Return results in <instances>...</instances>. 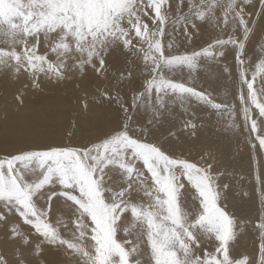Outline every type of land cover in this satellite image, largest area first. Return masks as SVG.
Segmentation results:
<instances>
[{
	"label": "rangeland",
	"instance_id": "obj_1",
	"mask_svg": "<svg viewBox=\"0 0 264 264\" xmlns=\"http://www.w3.org/2000/svg\"><path fill=\"white\" fill-rule=\"evenodd\" d=\"M193 4L205 12L203 22L189 0H0V50L14 47L21 58L0 63V117L9 109L29 125V133L10 129L15 143L0 142V264L96 261L98 227L123 250L112 264H264V73L253 75L264 61V0ZM112 20L123 31L94 41L90 31ZM157 42L165 57L177 58L161 67L164 79L204 97L164 84L145 91L147 80L159 81L146 60L159 59ZM210 45L224 56L204 55ZM26 52L46 57L63 79L43 61L46 72H34ZM77 73L83 76L66 82ZM48 95L61 101L43 102ZM53 157L69 173L82 166L80 182L68 175L62 183ZM27 185L30 200L21 194Z\"/></svg>",
	"mask_w": 264,
	"mask_h": 264
},
{
	"label": "snow or ice",
	"instance_id": "obj_2",
	"mask_svg": "<svg viewBox=\"0 0 264 264\" xmlns=\"http://www.w3.org/2000/svg\"><path fill=\"white\" fill-rule=\"evenodd\" d=\"M201 3H203V0H201ZM189 4H190V8H189V12L191 13V15L197 19H199L201 22L204 21L205 18V12L203 10H201L200 5L197 4H193V0H189ZM132 9V4L129 3L127 8L125 9V11L131 12ZM156 16L157 18L161 21V24H163L164 22V14L162 12V9L160 6L156 7ZM191 23H193V26H195V20H190ZM111 30V31H110ZM116 31H123V29L119 28V23L115 20L106 22L105 24L98 25L96 27L95 31H90V35L92 36L93 40L95 41L97 38V35L100 33H107V34H115ZM77 40H83L85 37L82 33H80L79 31H77V33H75ZM124 35H126V33H124ZM137 35H139V33H137ZM234 42V41H233ZM10 44H15V43H23V41H16V40H12L9 42ZM97 43H100L101 45H103L105 43L104 39H100L97 41ZM125 48L126 50H128L127 45L131 43V41L125 40ZM217 44H226L228 43L227 40H220V41H216ZM79 46V45H78ZM154 47V51L156 54H158L159 59H157L156 55H151V56H146V60H150V65L148 67V71H151L152 73H156L159 75V81L156 80V77L154 76L152 79H149L145 82L146 87H145V91H150L151 88L153 86H156L157 84H164L166 86L170 85L173 89L179 88L181 91H188V92H192L193 94L199 96V97H204L205 94L204 93H197L194 89L191 88H185L183 85H178V84H172L170 81H166L163 77V73L161 71V67L165 66V67H170L173 62L177 59L175 57H165L164 53H163V48L161 46V44L159 42L156 43V45L153 46ZM214 47V45H210L208 48L203 50V54L209 57L215 56L217 58L224 56V52L223 51H219V52H213L211 49ZM65 48H67V46H65ZM243 49H244V44L241 43L239 45V51L237 53V62L238 64L241 65L240 70H239V78H240V82L241 84H246L248 83V69L246 67L243 66L244 61L241 59L242 55H243ZM201 53L197 52L194 55L199 56ZM91 53H89V56L91 58ZM5 56H11L13 58V60L19 62L20 61V56L19 54L16 53L15 48L13 47L11 52L5 53L3 50H0V63H4ZM26 60H27V64L29 66V68H31L32 70H34V72L37 73H45L46 69L45 67L41 66V61L45 62L47 64V71L48 72H55V75L60 78L63 79V76L61 74L60 71L56 70L53 65L51 63H48L46 60V57L44 56H37L35 54H27L26 52ZM33 60H35L36 62L33 63ZM101 66L103 67V60H101ZM20 67H23V65H20ZM16 71H19V68L16 69ZM99 72V70H98ZM225 72L226 74L230 75V69L225 68ZM260 73H264V61H261L259 64L256 65V71L255 73H253V75H257ZM32 74V73H30ZM36 79H38V76L36 77ZM34 86H38V85H34ZM144 93H140L139 95H137L135 97V103H140L141 97L143 96ZM253 102L255 103V97H252ZM210 104H212L211 100L208 101ZM212 107L214 108H218L220 107V105L218 104H212ZM262 113H264V109H262ZM51 154V153H50ZM29 156L33 155V154H28ZM54 159V163L56 164V168L57 170H59V174L62 177L61 182L62 183H66L67 182V177L68 175H71L73 179L76 180L77 183L80 182V179L82 178V175L84 173L83 167L80 166L79 168L76 169V171L74 173H69V168L68 166L64 165L63 162L57 158V157H53ZM53 171V169H49V174ZM46 174L45 178L43 181L40 182V184L36 185V188L33 189L32 191H38L42 185L46 182H48V180L50 179V175ZM90 175V173L88 174ZM22 178V177H21ZM13 185H17V182L15 181V179H13L12 181ZM31 188L30 185H27L21 194H23L28 200H30V195H29V189ZM82 193H84V189L81 188L80 189ZM5 194V184L3 181H0V195H4ZM9 195L13 194L12 192L8 193ZM86 195V193H84ZM81 208L87 212L89 215H92V208L90 207L89 204H81ZM135 211V210H134ZM95 222V220H94ZM97 231V235L93 237V239L96 241L97 244V253L99 254V259L96 261H89L88 264H112V261L110 260V257L113 255H123V250L120 246L119 243H116L114 240L111 242H106L101 236H100V229L99 227L96 229ZM220 239L223 240V237H221ZM63 242V241H61ZM181 247L184 248L185 250V255L187 256L189 253V249L187 248L186 245L181 244ZM157 249H155V247L153 248V253L154 255L156 254ZM172 255H175L174 253ZM120 264H124V261H121ZM138 264V262H137ZM155 264H167L166 261L162 262L160 260H155ZM173 264H186L185 261H174Z\"/></svg>",
	"mask_w": 264,
	"mask_h": 264
},
{
	"label": "bare ground",
	"instance_id": "obj_3",
	"mask_svg": "<svg viewBox=\"0 0 264 264\" xmlns=\"http://www.w3.org/2000/svg\"><path fill=\"white\" fill-rule=\"evenodd\" d=\"M17 36H18V34H17ZM17 38H19L20 39V36H18ZM14 40V39H13ZM17 40V39H16ZM27 46H29V45H27ZM25 47H26V45H25ZM67 49L68 50H73V48L71 47V46H69V47H67ZM83 76V73H77V74H74V75H72L71 76V78H69V79H67L66 80V82H69V83H71V82H74L75 80H77V79H79V78H81ZM60 81H58L57 83H59ZM62 82V81H61ZM63 83V82H62ZM60 84V83H59ZM3 93L5 94V93H11V89L9 88V87H7V86H4L3 87ZM8 94V95H9ZM6 95V94H5ZM24 95V94H23ZM29 94H27V96H28ZM26 96V95H25ZM26 96V97H27ZM26 97H25V100H26ZM61 96H51V95H48V96H45V97H43L41 100L43 101V102H58V101H61V98H60ZM24 100V99H23ZM34 101V100H33ZM32 101V102H33ZM37 101V100H36ZM36 101H34V103L36 102ZM17 102V101H16ZM20 104V103H19ZM2 106V105H1ZM3 108V107H2ZM1 112H3V111H1ZM1 114V113H0ZM65 118V117H64ZM97 119H95V121H96ZM104 120V119H103ZM0 121L2 122V124H3V126L5 125L4 123L5 122H7V123H9L8 124V126H7V131H4V132H7V133H5L6 135L4 136H1L0 135V142H4L5 144H13V143H15V138L10 134L9 135V132H10V129L11 130H14V131H16V132H19L21 129H23V131H27V133H29L28 132V128H29V125H27V123L28 122H26V124L24 123L23 124V121H21V120H19L16 116H12L11 114H10V110L8 109V110H6V111H4V113H2V115H1V117H0ZM81 121H83V120H81ZM80 121V122H81ZM95 121H93V123L95 124ZM84 122H85V120H84ZM83 122V123H84ZM97 122V121H96ZM82 123V122H81ZM93 123H91L90 125L91 126H93L94 124ZM98 123L100 124V121H98ZM24 125V126H23ZM81 125H83V124H81ZM96 125H97V123H96ZM96 125H94V126H96ZM0 126H2V125H0ZM97 126H99V125H97ZM3 128V127H2ZM0 129V134H4V132L2 133L1 131L3 130V129ZM59 127L57 128V130L55 131V133L57 132V131H59ZM60 132H62L61 130H60ZM40 134V133H39ZM44 134V133H43ZM111 134H113V133H109V134H107V135H105L103 138H101L99 141H102V140H105V139H107L109 136H111ZM45 135V134H44ZM35 140H38L39 138L35 135ZM40 140V139H39ZM85 158V157H84ZM249 158V157H248ZM86 160H87V158H85ZM89 161V160H88ZM245 162V161H244Z\"/></svg>",
	"mask_w": 264,
	"mask_h": 264
}]
</instances>
